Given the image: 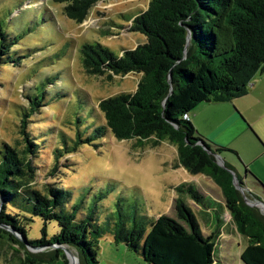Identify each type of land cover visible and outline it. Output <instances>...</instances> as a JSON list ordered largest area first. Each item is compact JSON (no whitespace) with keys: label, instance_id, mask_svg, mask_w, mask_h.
<instances>
[{"label":"trees","instance_id":"16d2710c","mask_svg":"<svg viewBox=\"0 0 264 264\" xmlns=\"http://www.w3.org/2000/svg\"><path fill=\"white\" fill-rule=\"evenodd\" d=\"M53 1L66 3L67 17L81 23L100 0ZM131 30L143 34L146 41L135 49H123L121 54L99 42L81 47L87 73L134 72L141 77L134 92L99 101L104 122L86 138L79 132L75 144L96 145L109 133L120 140H168L177 147L181 166L193 175L209 176L220 187L225 206L246 242L243 262L264 264V212L246 201L262 199L248 188L244 175L225 160L226 153H238L208 140L184 118L202 102L245 95L252 78L264 71V0H149L148 8L133 18ZM188 35L190 44L186 47ZM18 40L17 36L8 39L0 23V66L20 60L9 56ZM29 99L32 106L23 111L20 130L24 150L7 142L0 148V225L8 226L16 235L1 226L0 234L21 247L20 264L51 263L61 253L68 264L63 250L53 244L75 249L80 264H98L105 228L96 223L94 210L88 207L86 211L83 200L69 205L72 192L64 187L47 184L40 190L29 184L39 168L35 160L40 157L41 145L28 133L27 124L43 106L45 93ZM61 151L55 152L57 159ZM217 155L226 167L220 165ZM245 171L253 183L264 187L249 168ZM235 175L241 188L234 183ZM181 191L202 202L203 195L195 189ZM175 211L176 217L159 215L149 230L136 218L127 228L118 211L115 240L123 241L148 264H213V236L204 235L195 213L182 200L176 201ZM38 219L43 222L41 236L32 238L30 229ZM51 223L58 231L50 236ZM34 247L43 249L32 250Z\"/></svg>","mask_w":264,"mask_h":264},{"label":"rangeland","instance_id":"374dc122","mask_svg":"<svg viewBox=\"0 0 264 264\" xmlns=\"http://www.w3.org/2000/svg\"><path fill=\"white\" fill-rule=\"evenodd\" d=\"M65 5L53 0H0V23L7 38H19L9 56L20 57L16 63L0 66V148L7 142L24 150L22 113L32 106L29 98L43 91V106L27 124L28 133L41 145L40 157L35 160L39 168L30 179V186L40 190H45L47 184L64 187L72 192L69 205L83 200L86 211L88 207L94 210L96 223L105 228L100 237L98 264H138V256L123 241L115 240L113 227L118 211L127 228L136 218L149 230L159 215L176 217V201L182 200L204 227L207 211L181 190L193 188L202 195L209 193L217 202V209L226 211L224 197L212 178L193 175L180 165L177 147L168 140H120L109 133L96 145L75 144L79 132L86 138L104 122L99 101L134 92L141 77L134 72L87 73L81 61L82 45L99 42L121 54L123 49H135L144 43L146 37L132 31L131 24L136 15L148 8L149 0H100L81 23L67 17ZM257 79L255 75L250 83ZM251 89L247 87V92ZM259 91H264V85ZM213 106V112L222 119L226 115L223 105ZM231 106L234 109L235 104ZM209 125L199 133L226 146V140L214 134ZM235 145L247 157L248 141L243 137ZM58 149L62 150L59 159L55 153ZM233 164L243 174L242 162ZM42 228L43 222L36 220L30 229L31 237H40ZM48 231L51 236L58 227L51 223ZM21 256V247L0 234V264H20ZM47 264H66V259L61 253Z\"/></svg>","mask_w":264,"mask_h":264},{"label":"crops","instance_id":"0c3cea01","mask_svg":"<svg viewBox=\"0 0 264 264\" xmlns=\"http://www.w3.org/2000/svg\"><path fill=\"white\" fill-rule=\"evenodd\" d=\"M257 75L258 79L254 83L248 84V87H252L250 92L243 96L225 100L229 102H214V100L202 102L191 112L194 115H190V121L195 125L198 132L201 131L202 133L206 130V126L211 124L209 126L214 134L226 140L224 143L226 147L236 149L233 150L238 153V156L233 153H226L225 160L232 165L237 160L242 162L244 166L243 175L247 180L248 188L264 201V187L253 183L252 178L245 171L246 168H249L264 184V91H259V87L264 85V71H259ZM205 103L207 104L205 105ZM216 104L223 105L225 109L226 115L222 119H219L217 114L213 112V105ZM231 104H235L234 109ZM243 137L249 145L247 157H244L242 153L240 154V149L235 145L237 140ZM212 142L217 143L216 141ZM242 158L245 162L242 161ZM203 195L201 205L208 214L207 223L204 227L201 224L200 226L205 236H213L216 256L213 264H246L241 259L246 242L237 231L231 214L227 209L226 211L222 208L221 210L217 209V202L213 195L209 193L207 195L203 193ZM222 203L225 205L224 201ZM136 259L138 264H148L140 257Z\"/></svg>","mask_w":264,"mask_h":264},{"label":"water","instance_id":"95a60500","mask_svg":"<svg viewBox=\"0 0 264 264\" xmlns=\"http://www.w3.org/2000/svg\"><path fill=\"white\" fill-rule=\"evenodd\" d=\"M189 44H190V36L188 35V41H187L186 47H188ZM208 151L210 152V149H208ZM217 158H218V161H219L220 165L223 166V167H226L225 161L222 159V157L220 155H217ZM234 183L236 184V186L238 188H241L239 183H238L236 175L234 176ZM241 190L243 191V189H241ZM246 201L251 206H258L264 212V201L263 200L251 201L248 198H246ZM0 226L5 228V229H7V230H9V231H11L12 233H14L16 235V233L11 228H9L8 226H6V225H0ZM53 247L62 249L64 254L66 255L67 259L70 261V264L72 263V259H76L78 261V264H80L79 256L77 254H75L68 246L62 245V244L61 245L53 244ZM33 249L37 250V251H40L43 248L42 247H34Z\"/></svg>","mask_w":264,"mask_h":264},{"label":"built area","instance_id":"2783aa9c","mask_svg":"<svg viewBox=\"0 0 264 264\" xmlns=\"http://www.w3.org/2000/svg\"><path fill=\"white\" fill-rule=\"evenodd\" d=\"M184 118L188 120V119H190V116L188 114H185Z\"/></svg>","mask_w":264,"mask_h":264},{"label":"bare ground","instance_id":"6f19581e","mask_svg":"<svg viewBox=\"0 0 264 264\" xmlns=\"http://www.w3.org/2000/svg\"><path fill=\"white\" fill-rule=\"evenodd\" d=\"M71 264H77V262L75 260L72 259V263Z\"/></svg>","mask_w":264,"mask_h":264}]
</instances>
